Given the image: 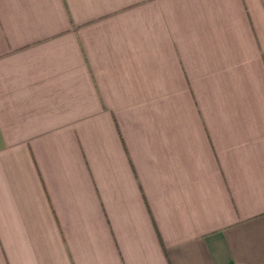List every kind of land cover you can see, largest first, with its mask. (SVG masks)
<instances>
[{"label": "crops", "instance_id": "crops-1", "mask_svg": "<svg viewBox=\"0 0 264 264\" xmlns=\"http://www.w3.org/2000/svg\"><path fill=\"white\" fill-rule=\"evenodd\" d=\"M0 264H264V0H0Z\"/></svg>", "mask_w": 264, "mask_h": 264}]
</instances>
